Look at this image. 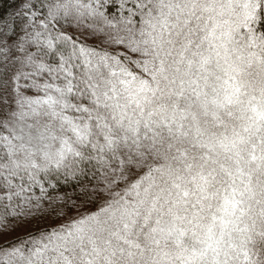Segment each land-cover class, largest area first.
I'll return each instance as SVG.
<instances>
[{
	"label": "snow or ice",
	"instance_id": "6c2138e0",
	"mask_svg": "<svg viewBox=\"0 0 264 264\" xmlns=\"http://www.w3.org/2000/svg\"><path fill=\"white\" fill-rule=\"evenodd\" d=\"M0 264H264V0L0 13Z\"/></svg>",
	"mask_w": 264,
	"mask_h": 264
},
{
	"label": "trees",
	"instance_id": "16d2710c",
	"mask_svg": "<svg viewBox=\"0 0 264 264\" xmlns=\"http://www.w3.org/2000/svg\"><path fill=\"white\" fill-rule=\"evenodd\" d=\"M16 0H0V13H6L13 10ZM71 191V189H68ZM23 231L17 232L15 235H23Z\"/></svg>",
	"mask_w": 264,
	"mask_h": 264
}]
</instances>
